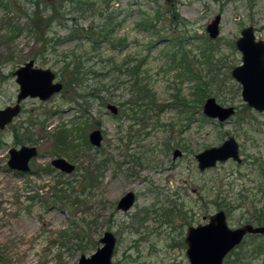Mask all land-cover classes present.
<instances>
[{"label": "rangeland", "instance_id": "rangeland-1", "mask_svg": "<svg viewBox=\"0 0 264 264\" xmlns=\"http://www.w3.org/2000/svg\"><path fill=\"white\" fill-rule=\"evenodd\" d=\"M36 2L0 0V108L16 103L13 71L29 59L55 72L62 85L77 62L86 71L83 95L101 82L110 84L111 76L122 85L105 103L81 98L71 85L46 100L27 96L0 129V264H77L81 254L101 245L105 231L117 239L113 264H188L187 227L204 224L215 211L226 212L230 228L264 225V113L243 101L230 72L242 62L235 40L243 27L251 25L256 40H264V0H51L44 15ZM216 14L219 34L210 39L205 27ZM107 17L111 44L94 48L83 39L63 40L72 28L94 27ZM46 37L51 43L45 46ZM186 61L191 73H185ZM133 66L154 93L153 104L134 105V111L117 104L133 80L130 71L121 76L117 68ZM91 70L107 78L99 83L103 77ZM209 96L232 105L231 116H205L202 103ZM94 128L101 129V145L85 146ZM59 130L68 143H59ZM230 136L241 160L198 169L195 154ZM22 144L35 146L37 156L31 171L19 175L6 162L8 150ZM176 149L181 153L174 157ZM58 156L75 169L52 167ZM62 188L73 191L57 193ZM127 191L135 195L132 206L117 209ZM240 243L224 264H264V234Z\"/></svg>", "mask_w": 264, "mask_h": 264}, {"label": "water", "instance_id": "water-1", "mask_svg": "<svg viewBox=\"0 0 264 264\" xmlns=\"http://www.w3.org/2000/svg\"><path fill=\"white\" fill-rule=\"evenodd\" d=\"M166 1L172 2L173 0ZM220 19V15L216 14L214 19L206 24L205 29L211 39H215L219 34ZM235 47L241 52L242 62L231 69V75L241 85L240 93L243 101L264 113V40H256L254 28L249 25L241 29L239 37L235 40ZM14 74L16 75L15 81L19 85L17 102L13 106L8 105L0 109V129H3L20 112L19 102L22 99L30 96L46 100L63 87L62 83L56 79L55 72L49 68L35 66L33 59L25 61L15 70ZM202 105V112L205 116L216 118L219 121L228 118L234 112L232 105H219L211 96L206 98ZM106 107L114 115L117 114L118 109L115 104L108 103ZM87 140L93 147H99L103 140L101 129L94 128L89 131ZM8 153V168L11 171L28 173L29 161L37 156V148L23 144L19 148H10ZM180 153L181 151L176 149L173 155L176 157ZM228 158L238 162L241 160L234 136L223 140L218 146H211L195 154L200 170ZM50 164L65 173H70L75 169L73 163L60 156L52 158ZM134 198L135 195L127 191L118 200L116 208L123 211L128 210ZM225 214L226 212L218 210L204 224L188 226L184 242L187 245L186 256H188L189 264H224L223 260L227 253L236 247L247 233H264L263 225L256 226L249 222L236 228H230L225 220ZM116 240L112 232L105 231L98 239L101 245L89 256L81 254L77 264H113L112 255Z\"/></svg>", "mask_w": 264, "mask_h": 264}, {"label": "trees", "instance_id": "trees-1", "mask_svg": "<svg viewBox=\"0 0 264 264\" xmlns=\"http://www.w3.org/2000/svg\"><path fill=\"white\" fill-rule=\"evenodd\" d=\"M41 0H37L36 2V5L39 4ZM73 2V0H62V2ZM43 6H42V14L44 15V10H49L50 8H48L47 3L45 1H41ZM40 2V3H41ZM3 8L5 7L7 10V5L6 4H3L2 3ZM61 8V6H59V9ZM42 15V16H43ZM44 18V16H43ZM46 18H44L45 20ZM111 23L109 22V17H107L105 19L104 22H102L101 24H98L94 27L92 26H87V27H82V28H79V27H74L70 30V32L68 33L67 37H64L63 40H71V39H74V38H78L80 40H85L87 41L91 46H93L94 48L98 47L99 44H111V31H112V28H111ZM31 28V27H30ZM34 29V27H32V30ZM13 36V35H12ZM43 42H44V45L46 46L47 43H51V38H43L42 39ZM208 42L210 43L209 46H212L213 42L208 40ZM184 63L183 65H185V73L187 72H190L191 73V64L188 63L187 61L186 62H182ZM71 70L73 71V73H71V75H69V77L67 78L68 81H63V89H66L67 86L71 85L75 88V90H77V92H80L82 90V82H83V79H84V76H85V73L86 71L85 70H81V67L78 65L77 62H73L71 65ZM114 66V65H113ZM69 67V64H67V66L61 68V70L59 71L60 75H61V79H63L65 77L63 71L64 70H67V68ZM127 69L125 70H120L119 68H117L118 70V75H125L127 74L128 71H130L129 73V78H133L132 81L128 80V82H130L129 86H128V90H127V94H126V99H123V100H119L118 99V102L117 104L119 106H124V105H129V108H131L133 111H134V108L133 106L135 105L136 108H139V109H142L141 107H144L145 105L147 104H153L154 103V93L153 91H151V89L149 88V86H147L145 83H142L137 77V66H133L132 68H129V67H126ZM94 75L96 76H105L104 73H100L98 71H94V70H91ZM116 72V68H114V73ZM134 73L135 74V78H134ZM106 76H107V73H106ZM133 76V77H132ZM118 76L115 75V76H111L112 78V82L110 84H108L107 86L105 85V83L101 82L102 80L101 79H105L107 77H103V78H99L98 82L100 84V89H99V86H94L90 92H87L85 93L84 95L82 94V91L84 92V90H82L79 95H81L80 97L81 98H87L88 99L92 96L93 98H100L102 99V102L105 103L106 101L108 100H111L113 99L112 97V94L114 91L116 90H119L120 89V86L122 85V82L119 80V78H117ZM128 78V77H127ZM109 80V79H108ZM62 81V80H61ZM198 86H197V89L202 93L204 94L205 92V88H202L201 87V84H205L204 81H202L201 78H198ZM110 82V81H109ZM128 82H126L128 84ZM112 87V88H111ZM108 88H111V89H108ZM197 90V91H198ZM103 92H105L108 96H104ZM88 94V95H86ZM199 93V98L200 100L202 99V97L205 95H202ZM91 95V96H90ZM104 97H107V98H104ZM183 104V103H182ZM136 111V110H135ZM62 129V128H61ZM59 140V143H61V141H65L66 143H68V140H67V135L64 133L63 130H59L58 133H56V136ZM83 144L86 146L88 145L89 143L87 142V140L84 138L83 139ZM16 174H23V173H16ZM73 191V189H58L57 190V193L61 194V195H64L66 193V191ZM55 200L56 201H59L61 202L62 199H61V196H57L55 195ZM233 253V252H232Z\"/></svg>", "mask_w": 264, "mask_h": 264}, {"label": "flooded vegetation", "instance_id": "flooded-vegetation-1", "mask_svg": "<svg viewBox=\"0 0 264 264\" xmlns=\"http://www.w3.org/2000/svg\"><path fill=\"white\" fill-rule=\"evenodd\" d=\"M17 68H18V67H17ZM17 68H16V69H17ZM16 69H15V70H16ZM15 70L13 71V74H14ZM14 75H15V74H14ZM15 77H16V75H15ZM15 82H16V81H15ZM16 83H17V82H16ZM17 85H18V83H17ZM18 92H19V85H18ZM17 94H18V93H17ZM16 102H17V96H16ZM19 103H20V102H19ZM14 104H15V103H14ZM6 106H8V105H6ZM6 106H5V107H6ZM10 106H13V105H10ZM20 106H21V104H20ZM5 107H3V108H5ZM0 109H1V108H0ZM18 114H19V113H18ZM18 114H17V115H18ZM15 117H16V116H15ZM15 117H14V118H15ZM12 120H13V118H12ZM12 120H11V121H12ZM11 121H10V122H11ZM10 122H9V123H10ZM9 123H7V124H9ZM7 124H6V125H7ZM6 125H5V126H6ZM22 145H23V144H22ZM25 145H26V144H25ZM20 146H21V145H20ZM35 157H36V156H35ZM8 158H9V153H8ZM33 158H34V157H33ZM33 158H32V159H33ZM32 159H31V160H32ZM7 160H8V159H7ZM31 160H30V161H31ZM30 161H29V167H30ZM6 163H7V162H6ZM30 171H31V167H30L29 172H30ZM13 172H15V173H19L18 171H13ZM29 172H28V173H29ZM20 173H22V172H20ZM23 174H24V173H23Z\"/></svg>", "mask_w": 264, "mask_h": 264}, {"label": "bare ground", "instance_id": "bare-ground-1", "mask_svg": "<svg viewBox=\"0 0 264 264\" xmlns=\"http://www.w3.org/2000/svg\"><path fill=\"white\" fill-rule=\"evenodd\" d=\"M225 212V211H224ZM227 216H226V214H225V220H227V218H226ZM227 222V221H226ZM227 224H228V222H227ZM228 226H229V224H228ZM264 226V225H263ZM188 228V227H187ZM251 233H247V235H250ZM264 234V233H263ZM246 235V236H247ZM246 236H244V238L246 237ZM185 238V237H184ZM243 238V239H244ZM200 240V239H199ZM185 243V242H184ZM239 244H241V243H239ZM239 244H237V246L239 245ZM186 245V244H185ZM187 249V248H186ZM185 255H186V250H185ZM187 259H188V256H187ZM188 264H189V259H188Z\"/></svg>", "mask_w": 264, "mask_h": 264}]
</instances>
